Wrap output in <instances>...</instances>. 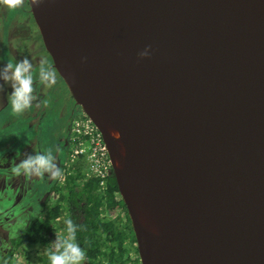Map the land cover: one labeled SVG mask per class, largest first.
Segmentation results:
<instances>
[{
  "label": "water",
  "instance_id": "water-1",
  "mask_svg": "<svg viewBox=\"0 0 264 264\" xmlns=\"http://www.w3.org/2000/svg\"><path fill=\"white\" fill-rule=\"evenodd\" d=\"M26 1L102 134L138 264H264V0Z\"/></svg>",
  "mask_w": 264,
  "mask_h": 264
},
{
  "label": "trees",
  "instance_id": "trees-1",
  "mask_svg": "<svg viewBox=\"0 0 264 264\" xmlns=\"http://www.w3.org/2000/svg\"><path fill=\"white\" fill-rule=\"evenodd\" d=\"M68 170L69 173L62 178L60 186L53 180L47 196L35 205V216L29 222L23 221L22 217H26V214L21 210V216L17 217L20 219L14 223L18 231L16 236L10 233L6 237L5 226L8 213L15 212L22 202L12 194V183L4 187V193L0 192V230L4 231L0 232V264H10L19 245L34 249L38 253V264H50L45 255V248L51 244L49 233L56 229L58 224L61 231L57 235H65L64 221L69 218L75 224L84 225L86 228L76 233L77 242L86 252L84 264H138L137 259H126L122 257L123 252L120 253L124 250V240L128 239L131 233L127 216L124 224L117 221L118 217H106V210L116 202L117 191L112 174L106 177L102 189H99L96 179L83 176L81 162L71 164ZM0 171H3L1 167ZM52 193H55L56 199L50 202L49 194ZM37 196L33 199L29 196L26 199L25 210L31 211L30 208L34 205L29 202H36ZM119 205L125 213L123 204L119 202ZM21 208L23 209V205ZM39 215L43 216L41 221L37 219ZM59 217H62V220L57 223ZM52 236L55 239L56 236ZM130 238L133 245L134 238L132 235Z\"/></svg>",
  "mask_w": 264,
  "mask_h": 264
},
{
  "label": "rangeland",
  "instance_id": "rangeland-1",
  "mask_svg": "<svg viewBox=\"0 0 264 264\" xmlns=\"http://www.w3.org/2000/svg\"><path fill=\"white\" fill-rule=\"evenodd\" d=\"M13 13L14 10L9 9L0 3V62L2 60V56L7 63H13L9 59V55L5 51V47L3 45V31L6 32L8 28H13L11 24V16ZM20 17V21L22 23L23 15L21 16L20 14ZM28 25L33 30L29 23ZM19 39L20 38H16L17 41ZM29 39L30 35H26L25 43L22 40L21 48H23V50H20V47L15 48L18 49L21 56L26 55L25 57L29 58L34 65L39 63L42 58H45V51L42 49L43 47L40 50L37 42H34L33 40L28 41ZM38 66L39 64L34 70L38 69ZM50 89L52 90V93L49 95L52 98H40L41 100L46 99L48 101L46 107L43 104H41L40 107H36L34 105L33 109L27 110L22 116L14 115L11 110L8 94H11L12 90H8L6 87H4V90L0 92V101L2 100L5 102V106L3 108L4 110L0 113V158L4 153H12V161L17 162H13L9 170L0 171V192L4 193V187L12 183V194L17 196L20 202H22L26 195H28L27 198L30 196L31 199L35 198L34 196H37L38 194L40 195L36 197V202H29L30 205H34L30 208L31 211L22 209V205H20L17 207L15 212L8 213L7 218H17L21 213V210L24 211L26 215H29L30 212L33 214V212H35V205L41 202L44 197L47 196L49 188L53 184V180L50 179L46 174L43 179L37 177V179L40 181V186L37 179H35L33 182L29 180L28 184L30 186L24 189L22 187L23 181H20V179L23 180L24 177L22 178V176H15L11 172V168L19 164L21 159L26 157H22L21 155H35V152L38 153L39 149H41L42 153L46 149L51 148L53 149V154L56 157L59 167L61 168L67 157L68 146L65 144V141H67L70 135V121L72 117L81 115L86 119V116L83 114V112H79L78 109L72 104L67 90L60 81H56V83L51 86ZM36 108H38V112L34 111ZM72 110H77V112H74L70 116L69 123L66 124V119L69 118ZM25 143L27 147L26 150H23V145ZM49 195L50 202H53L54 200L52 194ZM115 201L118 203L120 202L118 195H115ZM120 209L121 208L119 205L118 207L114 206L111 208V210H109L107 213V218L118 217L117 221L121 224H124V218L122 217ZM61 219L62 217L59 218V221H61ZM1 231L2 230H0V232ZM55 239L53 238L51 243L54 242ZM124 246V250H121L120 253L123 252L122 255L124 258L133 260L135 257H133L132 250L126 242L124 243ZM126 248H128L127 251ZM37 256L38 253L34 249L23 246L19 251L14 253L11 264H38ZM129 263L130 262L126 264Z\"/></svg>",
  "mask_w": 264,
  "mask_h": 264
},
{
  "label": "clouds",
  "instance_id": "clouds-1",
  "mask_svg": "<svg viewBox=\"0 0 264 264\" xmlns=\"http://www.w3.org/2000/svg\"><path fill=\"white\" fill-rule=\"evenodd\" d=\"M42 2L43 0H32V5L39 7ZM0 3L11 10H15L23 7L24 0H0ZM150 53L151 47L148 46L138 54L139 59L142 60L148 58ZM34 71V66L31 60L27 57L20 61H16L14 64L7 63L6 66L0 68V81L10 85L12 89L8 99L11 110L16 116H22L34 105L36 107H40L41 104H43L46 107L48 104L46 99L41 100L40 97L35 95L34 85L36 83V76H34ZM57 74V68L53 67L47 59L42 58L39 61L38 72L36 75L38 76L41 84L47 85L49 87L53 86L57 81ZM3 90L4 85L0 84V91ZM115 138L119 139L118 133L115 134ZM65 144H67V141H65ZM11 172L15 176L24 175L26 177H38L41 179H43L46 174L50 179H62L64 175V171L60 169L56 157L53 154V149L51 148L46 149L42 153H36L35 155H26L25 158L21 159L19 164L11 168ZM110 174H112V170ZM60 183L61 181L58 184L59 186ZM115 195H118V193ZM52 196L53 200H55V194L52 193ZM118 205L119 203L115 202L110 208L106 210V212L108 213L111 208L114 206L118 207ZM58 221L59 219L57 222ZM64 223L66 225V234L58 236L57 234L60 231L57 228L52 230L56 234L54 235L56 236V239L45 248V255L47 256L50 264H84L86 260V252L77 242L76 233L77 231H84L86 228L84 225L75 224L70 218L66 219ZM125 242L128 244L127 239L124 240L123 245ZM123 248H125V246Z\"/></svg>",
  "mask_w": 264,
  "mask_h": 264
},
{
  "label": "flooded vegetation",
  "instance_id": "flooded-vegetation-1",
  "mask_svg": "<svg viewBox=\"0 0 264 264\" xmlns=\"http://www.w3.org/2000/svg\"><path fill=\"white\" fill-rule=\"evenodd\" d=\"M20 14L21 16L23 15V22L21 23V17H20ZM28 23L30 24V26L33 28V30L29 27ZM11 24L13 26V28H8L6 30V32L3 31V45L5 47V51L7 52V54L9 55V59L13 62V64L16 62V61H20L22 60L23 57L25 56H21L18 49H16L15 47H20V50H23V48H21V45H22V40L23 42L25 43V38H26V35H30V40H33L34 42H37V45L38 47L42 48V43L40 41V36L38 34V31L36 29V27L34 26L33 24V21L31 19V16H30V13H29V10H28V4H27V1L24 0V5L23 7L21 8H18V9H15L14 10V13L12 14L11 16ZM16 38H20L18 41L16 40ZM43 49V48H42ZM45 55V58L44 59H47L48 62L51 64V61L49 60V57L47 56L46 53H44ZM2 60L0 62V68H3L4 66H6V60L3 59V57L1 56ZM3 62V63H2ZM39 63H36L34 64V69L36 68V66L38 65ZM52 65V64H51ZM38 72V69H36L34 71V76H36V83L34 85L35 87V95H37L38 97H45V98H48V97H51L49 94L52 93V90L50 89L49 86L47 85H44V84H41L40 81H39V78L38 76L36 75V73ZM57 81H60L62 84L63 82L61 81V79L58 77L57 75ZM0 84H3L4 87H6L8 90H12L10 85L8 84H5L3 81H0ZM64 85V84H63ZM65 87V86H64ZM66 89V87H65ZM67 90V89H66ZM1 92V91H0ZM68 93V92H67ZM69 94V93H68ZM10 93L8 94V97H9ZM52 98V97H51ZM69 99L70 101H72V104L78 109V111L80 112V108L79 106H77L73 100L71 99L70 95H69ZM4 101H0V113L4 110ZM33 109V107L31 108ZM34 111H37L38 112V108H36ZM74 112H77V110H72V112L70 113L69 115V118L66 119V124L69 123V119H70V116L74 113ZM26 143L23 145V150H26ZM37 153V152H35ZM38 153H41V149L38 150ZM12 156L13 154L10 153V154H7V153H4L1 155V158H0V167L3 169V171H6V170H9L10 167H11V164L13 162H16V161H12ZM22 157H25L26 155H21ZM20 156V157H21ZM17 163V162H16ZM68 163L65 161L64 164L61 166L62 168V171H64V175L63 177L69 173V170L67 169L68 168ZM71 166V165H69ZM22 178L24 177V179H20V181H23V184H22V187L25 183V176L24 175H21ZM54 180V179H52ZM56 180V179H55ZM38 183H39V186H40V181L39 179H37ZM62 181V180H61ZM31 182V181H30ZM29 182V183H30ZM57 184H59V181L57 180L56 181ZM39 195V194H38ZM27 196V195H26ZM26 196L24 197V199L22 200V205L24 206V210L26 208ZM120 207V206H119ZM121 208V207H120ZM121 210V214L123 215V218H124V223H126V219H125V216H126V213L123 212L122 208L120 209ZM35 212H30L29 215H26V217H22L23 221L24 222H29L35 215H34ZM21 214H22V211H21ZM20 214V216H21ZM19 216V217H20ZM20 218H7V224L5 226V229L7 230L5 232V236L7 237L10 233L13 234L16 236L18 231H17V228L15 227L14 223L17 222ZM38 220H42L43 219V216L42 215H39L37 217ZM62 220V219H61ZM61 221H58L57 223H60ZM130 225V223H129ZM56 228L61 231V227L60 225H56ZM3 231V229H1ZM4 232V231H3ZM52 235H55V233L52 231L51 233H49V238L50 240L53 239V236ZM132 235V232L129 234L128 236V246L130 247V249L132 250L133 252V257H135L133 260L137 259V253H136V248H135V243L132 245L131 243V238L130 236ZM5 238V237H4ZM3 238V239H4ZM3 243V241H2ZM25 246V245H24ZM21 247H23V245H19L16 249V251H19L21 249ZM28 247V246H26ZM128 250V248H127ZM126 250V251H127ZM13 260V257L12 259ZM137 263H138V259H137ZM11 264V263H10Z\"/></svg>",
  "mask_w": 264,
  "mask_h": 264
},
{
  "label": "built area",
  "instance_id": "built-area-1",
  "mask_svg": "<svg viewBox=\"0 0 264 264\" xmlns=\"http://www.w3.org/2000/svg\"><path fill=\"white\" fill-rule=\"evenodd\" d=\"M67 146L68 168L71 164L81 162L83 176L96 179L99 189H102L106 177L110 176L112 165L103 137L90 119L81 115L72 117ZM57 180L60 182L62 179Z\"/></svg>",
  "mask_w": 264,
  "mask_h": 264
},
{
  "label": "bare ground",
  "instance_id": "bare-ground-1",
  "mask_svg": "<svg viewBox=\"0 0 264 264\" xmlns=\"http://www.w3.org/2000/svg\"><path fill=\"white\" fill-rule=\"evenodd\" d=\"M99 127L101 128V130L105 133H107V135L109 137H112V139H115L116 141L118 140L117 138H115V131L108 126L106 123L100 122L99 123ZM120 146V145H119ZM117 146L118 150H117V157L114 158V162L117 165L116 167H119L122 161V149L121 146L119 147ZM135 212H136V216L140 222V224L149 232L151 233H156V227H155V223H154V219L151 215L150 209L147 208L143 203H138V205L135 207ZM57 225V224H56Z\"/></svg>",
  "mask_w": 264,
  "mask_h": 264
},
{
  "label": "crops",
  "instance_id": "crops-1",
  "mask_svg": "<svg viewBox=\"0 0 264 264\" xmlns=\"http://www.w3.org/2000/svg\"><path fill=\"white\" fill-rule=\"evenodd\" d=\"M35 179H37V177H26L25 176V183L23 185V188L25 189V188L29 187L30 185L28 184V181L31 180L33 182Z\"/></svg>",
  "mask_w": 264,
  "mask_h": 264
}]
</instances>
